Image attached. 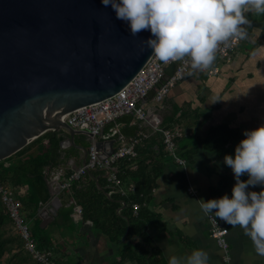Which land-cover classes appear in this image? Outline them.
I'll use <instances>...</instances> for the list:
<instances>
[{
    "label": "crops",
    "instance_id": "crops-1",
    "mask_svg": "<svg viewBox=\"0 0 264 264\" xmlns=\"http://www.w3.org/2000/svg\"><path fill=\"white\" fill-rule=\"evenodd\" d=\"M213 64L219 68L217 74L190 69L162 102H157L153 94L140 100L148 118V123L143 126L150 130V135L138 147L140 153L137 156L145 159L148 166L160 155L157 145L162 140L161 134L151 128L168 119L167 128L177 126L183 131V136L177 140V152L185 163L178 164L172 157L163 159L152 198L147 204L148 210L156 214L158 220L145 230L156 253L155 258L160 262L158 264H168L172 255L186 256L196 248L208 252L209 264H224L222 251L210 235L207 214L200 209L198 199L220 196L225 192L231 195L235 179L231 168L224 163V155L234 153L246 129L264 124V34L261 37L260 29H249L233 47L228 60L214 61ZM136 121L133 115L128 123L125 118L114 120L105 125L103 132L114 129L117 134L109 138L97 136L96 140L114 139L113 146L116 147L120 135L128 137L136 132L130 134L125 124L132 126ZM225 128L235 131L237 138L233 142L223 143L221 129ZM62 130L64 145H60L61 154H68V157L50 173L52 197L39 212L43 215L40 216L43 226L53 219L61 204L69 200L68 193L60 194L58 184L62 176L57 177L58 172L68 173L82 166L84 153L81 147L87 148L92 142L86 135L78 133L70 139L69 132ZM103 146L108 148V145ZM260 187L257 185L254 190L259 191ZM191 189L194 193L190 192ZM26 190L24 185L17 187V197L24 195ZM43 209H49L52 215L48 216ZM217 219L227 230L230 264H264V256L256 253L250 237L240 225H230ZM73 227L83 236L69 238L68 241L59 237L56 228L48 229L61 246L57 255L61 256L62 263L112 264L119 259L117 251L120 246H117L119 249L113 248L99 232L92 231L91 225L80 226L73 222ZM124 264L135 262L126 260Z\"/></svg>",
    "mask_w": 264,
    "mask_h": 264
},
{
    "label": "water",
    "instance_id": "water-1",
    "mask_svg": "<svg viewBox=\"0 0 264 264\" xmlns=\"http://www.w3.org/2000/svg\"><path fill=\"white\" fill-rule=\"evenodd\" d=\"M150 35L133 36L101 0H0V160L48 130L84 134L62 118L123 88L153 53ZM113 144L95 141L107 155Z\"/></svg>",
    "mask_w": 264,
    "mask_h": 264
},
{
    "label": "trees",
    "instance_id": "trees-1",
    "mask_svg": "<svg viewBox=\"0 0 264 264\" xmlns=\"http://www.w3.org/2000/svg\"><path fill=\"white\" fill-rule=\"evenodd\" d=\"M245 15L250 21L245 25L246 32L254 27L259 28L261 37H263L264 13H257L253 8ZM131 117V114L122 115L115 121L125 118L128 123ZM168 121L166 119L157 125L160 128L169 127ZM143 125L138 120L132 126L125 124V128L130 129V134L139 130L150 131ZM221 130L224 144L229 141L233 142L237 138L235 131L227 128ZM63 136L62 129L48 130L14 154L0 160V183L4 187L15 190L19 186L27 187L26 193L17 198L21 201V215L28 225L36 249L49 251L56 264H66L62 263L61 256L57 255L61 246L54 240L55 237L48 229L56 228L59 237L68 241L69 238L75 239L83 236L78 229H74L73 222L80 226L87 223L91 225L93 232H99L113 248L119 249L117 246H120V250L117 251L119 259L112 264H124L126 260L133 261L135 264L160 263L155 258L156 253L145 230L154 224L153 221H158L157 215L148 210L147 204L152 198V190L161 172L163 159L172 157L165 150L162 140H160V145H157L160 155L150 166L144 162L145 159L138 158V156L118 160L115 163L116 177L121 181L122 186L125 185L126 188L127 185H132V189L124 195L119 191L108 195L106 170L85 171L78 179L72 180L67 188L60 190V194H69V200H65L57 209L53 219L43 226L39 212L52 197L49 185L50 173L59 168L68 157V154L64 156L61 154L60 141ZM143 144L144 140L137 145V153H140L138 147ZM175 154L181 157L177 149ZM73 171L71 169L68 173H64L61 181L66 180ZM74 204L80 207L81 215L76 218L73 216L72 219ZM135 204L139 205L136 212L133 211ZM11 226L13 227L12 219L0 199V264H40L24 248L22 236L17 230L13 232ZM135 239L139 240L135 242Z\"/></svg>",
    "mask_w": 264,
    "mask_h": 264
},
{
    "label": "clouds",
    "instance_id": "clouds-1",
    "mask_svg": "<svg viewBox=\"0 0 264 264\" xmlns=\"http://www.w3.org/2000/svg\"><path fill=\"white\" fill-rule=\"evenodd\" d=\"M111 6L117 19L127 23L133 36L151 35L144 43L163 62L189 58L191 68L213 64L221 42L246 35L250 23L245 12L264 13V0H101ZM220 100V99H217ZM216 100V101H217ZM215 102V101H214ZM235 183L227 192L200 198L204 214L230 225H240L257 254L264 256V124L244 131L233 154L224 155ZM246 176L247 179H242ZM260 185V190L254 187ZM168 264H209V254L196 248L186 256L172 255Z\"/></svg>",
    "mask_w": 264,
    "mask_h": 264
},
{
    "label": "built area",
    "instance_id": "built-area-1",
    "mask_svg": "<svg viewBox=\"0 0 264 264\" xmlns=\"http://www.w3.org/2000/svg\"><path fill=\"white\" fill-rule=\"evenodd\" d=\"M240 41V37L229 38L226 42H221L217 52L216 58L218 60H228L231 50ZM170 62V61H169ZM168 62L161 61L156 55H153L145 64V66L138 72L132 80L129 81L123 88L116 94L106 97L100 101L91 103L89 105L77 108L62 118L73 129L82 131L83 133L91 135L95 138L100 136L109 138L115 136L117 132L114 129L103 132L107 123L114 121L116 118L126 114L132 113L136 118L146 119L141 108L136 106L137 101L146 95V93L155 88L156 84L160 82L163 75V65ZM190 61L186 58L180 60L174 74L166 81L160 83L156 90L155 98L161 99L173 86L176 80L181 79L188 71ZM218 70L214 66L209 69L208 73H214ZM134 117V116H133ZM161 139L164 141L166 148L171 154H174L177 149V140L183 136V131L179 127H170L162 132ZM150 133L138 132L129 143L121 142L116 146L110 155H106L100 150L96 149L95 144L92 142L87 151V159L82 166L78 167L71 176H69L64 183L60 184V188L68 187L72 180L78 179L81 174L85 172L86 168L103 167L108 168L112 162L126 158L137 156L135 145L142 139L149 137ZM178 164L183 165L185 160L175 158ZM107 188L117 189L120 194H125L128 190L132 189V185L124 188L121 181L117 179L113 172L109 173L106 179ZM17 192L14 189L4 187L0 183V199L8 211L9 217L12 219L15 228L18 230L24 240V248L32 254L34 259L40 264H56L49 251H39L35 247V242L30 234L27 224L23 221L21 215V201L17 198ZM138 204L133 206V211H137ZM81 215V209L76 204L73 206L72 219ZM221 222L216 220L213 216L209 215V230L211 237L216 241L218 247L222 251L224 264H230L229 247L226 239L227 230L221 227Z\"/></svg>",
    "mask_w": 264,
    "mask_h": 264
},
{
    "label": "bare ground",
    "instance_id": "bare-ground-1",
    "mask_svg": "<svg viewBox=\"0 0 264 264\" xmlns=\"http://www.w3.org/2000/svg\"><path fill=\"white\" fill-rule=\"evenodd\" d=\"M240 40H241V38H240ZM239 42H240V41H239ZM238 44H239V43H238ZM238 44H237V45H238ZM153 55H155L154 52L151 54V56L148 58V60H149ZM186 59H188V60L190 61L189 58H186ZM148 60H147V61H148ZM180 60H181V59L176 60V61H170V62L165 63V64L163 65V75H162V78H161L160 82L156 84L155 88L150 89V90L146 93V95L143 96L144 98L148 96V94H149V92H150L151 90H154V92H153V97H154V99H155L157 102H162V101L165 99V97L168 95L169 91H170L171 88L175 85V83L178 82V81H180V80H182V79L186 76V74L189 72V70L192 69V68H191V62H190L189 67H188V71L184 74V76H183L181 79L176 80L175 83L173 84V86L169 89V91H168V92H167V93H166L161 99L157 100V99L155 98L157 87H159L160 83H162V82L168 80V79L174 74V72L176 71L177 66H178ZM147 61L145 62V64L147 63ZM172 62H176V67H175L174 71L172 72V74H171L169 77L164 78V68H165L168 64H170V63H172ZM145 64L142 66V68L145 66ZM214 66H215V65H210V66L207 67V68H204V69H196V70H203V71H205V72L208 73V70H209V69H213ZM215 67H217V66H215ZM142 68H141V69H142ZM217 68H218V67H217ZM141 69H140V70H141ZM140 70H139L138 72H140ZM138 72H137V73H138ZM218 72H219V68H218V70H217L216 72H214V73H208V74H209V75H212V74H217ZM137 73H136V74H137ZM136 74H135V75H136ZM135 75H134V76H135ZM131 80H132V79H131ZM128 83H129V82H128ZM128 83H127V84H128ZM143 97H141V98L137 101L136 106L142 109V111H143V113H144L146 119H139V118H136L135 115H133L132 113H126V114H124V115L132 114L137 120L141 121L143 124H146V123H148L147 113H146L144 107H143L142 105H140V103H139L140 100H141ZM151 129L154 130V131H158V132L160 133V132H162L163 130L167 129V127H165V128H160V127H158V126H153ZM138 132H146V131L139 130V131H137L134 135H132V136H130V137H123L122 135H120V136L117 138V141L119 142V144H120L121 142H127V143H129L130 140H131L132 138H134ZM84 134H86V133H84ZM90 136H91V135H90ZM96 137H97V136H96ZM96 137H95V138L91 137V138H92V142H93L94 144H95V141H96ZM142 140H144V138H142V139H141V140L135 145V148L137 147V145H138ZM176 140H177V139H176ZM92 142H91V143H92ZM91 143H90V144H91ZM162 143H163V145L165 146V150L167 151V153H168L169 155H171L173 159H175V158L183 159L182 157L177 156V155L175 154V151H174V154H171V153L168 151V149L166 148V145H165V143H164L163 140H162ZM95 146H96V145H95ZM88 147H89V146H88ZM88 147H87V151H88ZM115 148H116V147L113 146V151H114ZM96 149H97V148H96ZM106 149H107V148H106ZM97 150H98V149H97ZM100 151H101V150H100ZM103 153H104V152H103ZM105 154H106V153H105ZM106 155H107V154H106ZM108 155H110V154H108ZM135 156H136V155H135ZM131 158H133V157H131ZM86 159H87V155H86ZM86 159H85V161H86ZM127 159H130V158H127ZM175 160H176V159H175ZM183 160H185V159H183ZM117 161H118V160H117ZM117 161L112 162L111 165H110L108 168H103V167L86 168V167H85L84 169H86L85 171H88V172H89L90 170H93V169H104V170L107 171L106 178H107V176L109 175V173H111V172H113L114 175H115V177H116L117 169H116L115 163H116ZM176 162H178V161L176 160ZM82 164H83V163H82ZM79 167H80V166H79ZM74 171H75V170H74ZM74 171H73V172H74ZM71 175H72V174H71ZM71 175H70V176H71ZM60 176H63L61 170L58 172L57 177H60ZM116 178H117V177H116ZM64 182H65V180L61 181V182L58 184V187H59L60 190L63 189V188H60V184H61V183H64ZM64 188H67V187H64ZM116 191L118 192L117 189H110L109 192H108V195H110V194H112L113 192H116ZM190 192L194 193V191H193L192 189L190 190ZM43 210H44V209H43ZM48 210H49V209H47V211H44V212H45L46 214H50ZM51 215H52V214H50V216H51ZM209 215L213 216L216 220H218V219L214 216V213H209V214H207V220H208V223H209ZM40 216H43V215L40 214ZM53 216H54V214H53ZM218 221H219V220H218ZM12 223H13V221H12ZM13 224H14V223H13ZM27 226H28V225H27ZM221 227L223 228L222 225H221ZM18 233H19V232H18ZM226 239H227V238H226ZM227 243H228V242H227ZM222 259H223V255H222Z\"/></svg>",
    "mask_w": 264,
    "mask_h": 264
},
{
    "label": "rangeland",
    "instance_id": "rangeland-1",
    "mask_svg": "<svg viewBox=\"0 0 264 264\" xmlns=\"http://www.w3.org/2000/svg\"><path fill=\"white\" fill-rule=\"evenodd\" d=\"M47 215L50 216V214H47ZM11 228H12V231H13V232H14V231L16 232L17 229L15 228V225H14V224H13V227L11 226ZM17 232H18V230H17Z\"/></svg>",
    "mask_w": 264,
    "mask_h": 264
}]
</instances>
